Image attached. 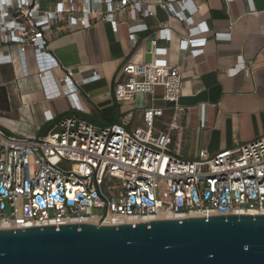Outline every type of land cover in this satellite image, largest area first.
<instances>
[{
    "label": "built area",
    "instance_id": "built-area-1",
    "mask_svg": "<svg viewBox=\"0 0 264 264\" xmlns=\"http://www.w3.org/2000/svg\"><path fill=\"white\" fill-rule=\"evenodd\" d=\"M187 1L57 0L54 9L46 10L39 0H0V47L15 43L22 59L32 47L44 78L48 66H58L47 51L49 35L90 29L96 21L118 29L123 12L151 16L159 6L188 24L178 45L197 56L204 51L207 37L202 34L209 27L195 24L184 10ZM147 29L146 24L130 27V39L135 43ZM172 36V28H159L151 39V60L123 66L125 78L113 89L117 101H133L141 92L154 94L161 86L163 99L175 113L180 109L182 65L171 64L168 48L159 46L161 38L170 41ZM43 58L48 65L41 63ZM11 61V54H0V64ZM240 70L248 73L241 59L232 74ZM91 71L93 78L98 76L96 68ZM72 76L68 70L63 80L70 83ZM66 93L75 98V91ZM72 108L75 113L45 135L16 136L0 129V228L264 214V135L185 159L174 150L175 114L165 129L154 131L163 107L145 108L146 127L135 129L123 121L97 124L81 114L76 101ZM94 208L103 212L94 213Z\"/></svg>",
    "mask_w": 264,
    "mask_h": 264
},
{
    "label": "crops",
    "instance_id": "crops-1",
    "mask_svg": "<svg viewBox=\"0 0 264 264\" xmlns=\"http://www.w3.org/2000/svg\"><path fill=\"white\" fill-rule=\"evenodd\" d=\"M56 1L52 8L40 2L41 7L52 10ZM184 10L201 29L209 27L202 34L207 37L204 51L197 56L178 45L177 38L187 34L188 24L159 6L151 16L123 12L118 29L96 21L90 29L49 35L47 51L58 66H48L44 78L39 75L32 47L27 48L24 59L15 43L0 47V54L12 57L11 62L0 64V129L16 136L45 135L63 117L75 113L76 101L81 114L91 121H123L130 129L145 126V108L163 107L154 131L165 129L175 114L174 150L185 159L195 158L201 150L214 154L263 136L264 0H188ZM141 24L148 29L140 31L134 43L129 28ZM161 27L172 28L173 36L170 41L161 38L159 46L168 48L171 64L182 65L176 113L163 99L161 86L154 94H136L133 101L119 102L114 97L116 82L125 78L123 66L151 60V39ZM240 59L248 73L232 74ZM41 63L48 65L49 60L43 58ZM92 68L98 70L95 78ZM68 70L73 72L70 83L63 80ZM70 90L75 91V98L67 95Z\"/></svg>",
    "mask_w": 264,
    "mask_h": 264
},
{
    "label": "water",
    "instance_id": "water-1",
    "mask_svg": "<svg viewBox=\"0 0 264 264\" xmlns=\"http://www.w3.org/2000/svg\"><path fill=\"white\" fill-rule=\"evenodd\" d=\"M0 264H264V214L0 228Z\"/></svg>",
    "mask_w": 264,
    "mask_h": 264
},
{
    "label": "rangeland",
    "instance_id": "rangeland-1",
    "mask_svg": "<svg viewBox=\"0 0 264 264\" xmlns=\"http://www.w3.org/2000/svg\"><path fill=\"white\" fill-rule=\"evenodd\" d=\"M40 2L42 3L43 7H45V8H52L53 5H54V0H40ZM144 127H146V126H144ZM93 212L94 213H102L103 210L102 209L94 208L93 209Z\"/></svg>",
    "mask_w": 264,
    "mask_h": 264
},
{
    "label": "bare ground",
    "instance_id": "bare-ground-1",
    "mask_svg": "<svg viewBox=\"0 0 264 264\" xmlns=\"http://www.w3.org/2000/svg\"><path fill=\"white\" fill-rule=\"evenodd\" d=\"M195 215V214H194ZM197 215V214H196ZM139 221V219L135 218V217H130V218H126V219H122V222H136Z\"/></svg>",
    "mask_w": 264,
    "mask_h": 264
},
{
    "label": "trees",
    "instance_id": "trees-1",
    "mask_svg": "<svg viewBox=\"0 0 264 264\" xmlns=\"http://www.w3.org/2000/svg\"><path fill=\"white\" fill-rule=\"evenodd\" d=\"M107 119H109V118H107ZM109 120H111V121H112V119H109ZM110 123H112V122H110ZM107 124H109V123H107Z\"/></svg>",
    "mask_w": 264,
    "mask_h": 264
}]
</instances>
